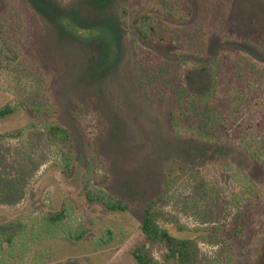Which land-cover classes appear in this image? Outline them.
Here are the masks:
<instances>
[{"label": "rangeland", "instance_id": "1", "mask_svg": "<svg viewBox=\"0 0 264 264\" xmlns=\"http://www.w3.org/2000/svg\"><path fill=\"white\" fill-rule=\"evenodd\" d=\"M158 1L0 0V109L16 105L20 91L37 88L30 77L17 72L20 62L41 79L55 111L51 120L45 115L34 119L28 110L1 118L2 141L22 142L24 128L32 122L55 123L68 131L71 141L68 173L61 166L62 152L69 151L48 146L47 162L30 183L25 199L15 207L0 206V223L18 222L23 227L13 245L0 250V264H137L130 252L142 241V207L161 195L170 164L175 167L170 175L174 182L168 204L160 207L176 223H162L163 227L176 237L196 238L201 264H264V168L237 144L252 137L259 151L256 158L264 164V65L238 51L225 56L209 101L212 105L217 100L224 114V125L218 129L221 141L200 139L192 132L191 118H185L183 128L173 127L171 115L178 117L179 109L170 93L158 85L150 87L156 97L152 105L134 87L138 61L157 54L136 42L131 23L135 16L155 13ZM165 1L176 15L184 14L183 0ZM213 30L220 43H253L264 52V0H235L231 19ZM219 44L210 42L201 58L187 54L182 59L181 80L192 95L208 91L212 77L197 67L212 66ZM14 46L20 50L13 51ZM245 59L247 72L240 76L238 68L245 67L240 65ZM254 72L263 77L259 75L251 88L247 78ZM238 95H249L252 106L237 108ZM90 103L92 109L82 120L72 117L75 104ZM236 130L245 135L234 137V143L225 142L222 133ZM94 144L98 156L87 186L85 170ZM84 183L91 191L104 189L130 205L129 210L109 212L102 204L87 201ZM199 184L217 197L219 223L202 226L190 215L200 201L191 195ZM241 207L252 214L244 234L222 232L231 230L230 216ZM60 213L65 219L52 223L51 218ZM210 227L213 238L201 231ZM77 235L83 237L69 240ZM211 239L220 241L213 244ZM152 256L161 259V252L153 250Z\"/></svg>", "mask_w": 264, "mask_h": 264}, {"label": "trees", "instance_id": "2", "mask_svg": "<svg viewBox=\"0 0 264 264\" xmlns=\"http://www.w3.org/2000/svg\"><path fill=\"white\" fill-rule=\"evenodd\" d=\"M220 1L225 2V4L223 5V2ZM234 3L235 0H183L181 5L184 14L179 16L175 14L174 10L169 9L170 6L166 4L165 0H159V8L155 13L135 16L131 23L136 42L147 50H151V52L157 54V57H153V59H149L148 61L144 59L138 61L134 87L152 105H156V97L150 92V87L158 85L163 90L169 92L173 98V105H176L179 109L178 117H175L173 114L171 115L173 127L183 128L186 122L185 118H191L192 132L208 143L222 140L218 129L224 125V114L217 100L212 105L209 101L213 95L212 92L215 90L216 74L223 66L225 56L231 51H238L245 57L251 58L254 62L264 65V52L258 50L253 43L247 44L243 41L220 43L213 30L216 29L218 24L225 27L227 20L231 19ZM208 4L212 6L210 10L211 6L209 7ZM222 6L223 10H221ZM203 20L209 25L210 31H205ZM66 28L73 30L68 24H66ZM213 41L220 44L219 48L214 51L212 66L208 68L203 66L197 67L198 70L207 72L212 77L211 85L204 94L200 96L192 95L181 80V72L185 62L182 59L187 54L190 57L201 58L206 52L209 43ZM16 48L18 46H14L13 51L18 52L20 49L16 50ZM161 53L165 54V56L163 55V59L160 58ZM167 54L169 55L167 56ZM247 64V59L240 62V65H245L244 68H238L240 76L244 75V72H247ZM23 66L19 62L17 72L20 75L30 77L29 82L37 88L30 91H20L16 98L18 100L16 105H6L0 109V119L12 115L18 110L30 111L34 119H38L43 115L50 120L53 119L55 111L50 107V102L46 95V90L41 84V79H37L35 74L28 73ZM259 75L260 78L263 77L262 73L254 72L252 77L247 78L251 88L254 86V82ZM251 100L249 95H238V97L236 96V107L245 108L246 110L252 106L253 102ZM91 105V103L84 106L75 104L72 108V117L77 121L82 120L84 115L90 113V109H92ZM172 109L173 107L171 109L169 107L170 112ZM24 129L23 141L16 145L4 143L0 135L1 207H15L25 199L30 183L39 169L47 162L46 150L48 146L53 145L58 147L61 152L64 149L69 151L68 154H65L64 151L62 152L63 162L61 169L65 173L71 170L69 157L71 141L65 128L55 123L39 124L32 122ZM101 132L104 134L102 128ZM222 134L225 137V142L234 143L233 138L236 137V140H239L243 137L241 135L244 133L236 130L234 134H230V131ZM251 139L249 141L246 136L245 140L241 139L242 141H238L237 144L255 162H258L264 168V164L256 158L259 151L253 145ZM241 142L243 143L241 144ZM90 152H92L91 162L87 164L84 181L87 186L88 181L86 180L89 179V175L91 174L92 162L98 156L97 144L90 146ZM174 168L170 164L165 170L161 185V195L142 207V219L140 222L142 241L135 244L130 252L131 257L137 264H201L202 255L197 239L192 237H176L164 228L162 224L176 223L175 217L160 207H165L168 204L169 198L167 196L174 182L170 175ZM103 181L104 183L108 182V177H104ZM86 185L84 183L87 201L100 203L109 212L123 213L129 210L130 205L107 194L104 189L96 188V191H91ZM202 188L203 186L199 184V188L191 192V195L200 201L193 205L190 215L202 226L219 223L221 212L216 203L217 197H212L213 193L211 196L208 195L207 191ZM208 199L212 202L211 204H209L210 202L206 204ZM248 212L243 207L238 208L230 216V223L233 224V227H231V230L221 229L222 232H231L235 237L242 236L251 221L252 214ZM64 219V213H60L52 217L51 222L55 224ZM22 229V225L18 222L0 223V250L3 247H11L15 239L21 235ZM211 229L214 231L213 227H210L208 230L198 229L197 231L201 230L206 234ZM204 234L200 235V237L204 238ZM208 234H210L208 235L210 238H213L210 232ZM82 237L83 235H77L75 238L71 237L72 239L69 240L78 241ZM218 241L220 239H211L209 242L218 244ZM153 250L161 252V259H155L152 256Z\"/></svg>", "mask_w": 264, "mask_h": 264}]
</instances>
